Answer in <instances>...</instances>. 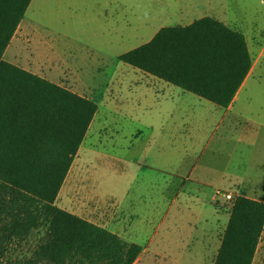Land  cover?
I'll list each match as a JSON object with an SVG mask.
<instances>
[{
    "label": "rangeland",
    "instance_id": "rangeland-1",
    "mask_svg": "<svg viewBox=\"0 0 264 264\" xmlns=\"http://www.w3.org/2000/svg\"><path fill=\"white\" fill-rule=\"evenodd\" d=\"M31 3L17 39L21 48L18 54L12 51L21 54L16 62L98 107L56 205L146 249L133 264H211L224 231L216 236L199 232L214 222V208L195 206L196 215L172 209L168 224L178 228L172 226L167 234L165 225L159 226L168 206L161 197L179 187L180 179L172 174L186 177L200 156V163L213 169L199 163L191 179L211 185L219 181L233 190H228L232 199L218 197L220 222L226 223L237 195L264 201V187L254 192L241 188L264 186V0ZM217 7L224 9L227 25L244 35L251 70L234 109L214 135L211 125L221 109L162 80L149 81L117 56L146 43L161 26L191 23ZM241 121L245 132L237 125ZM187 222H197L195 234H187ZM252 264H264V229Z\"/></svg>",
    "mask_w": 264,
    "mask_h": 264
},
{
    "label": "trees",
    "instance_id": "trees-1",
    "mask_svg": "<svg viewBox=\"0 0 264 264\" xmlns=\"http://www.w3.org/2000/svg\"><path fill=\"white\" fill-rule=\"evenodd\" d=\"M32 0H0V264H133L142 251L56 205L97 104L3 58ZM227 108L251 69L244 35L205 16L118 58ZM264 201L237 195L213 264H252Z\"/></svg>",
    "mask_w": 264,
    "mask_h": 264
},
{
    "label": "crops",
    "instance_id": "crops-1",
    "mask_svg": "<svg viewBox=\"0 0 264 264\" xmlns=\"http://www.w3.org/2000/svg\"><path fill=\"white\" fill-rule=\"evenodd\" d=\"M33 1H31V2H33ZM29 5H30L29 7H31L32 3H30ZM224 14H225L224 9H222L221 7H217V8H211L210 12L207 15H204L202 17L209 16V17L215 18V19H217V20H219V21H221V22H223L224 24L227 25V21H226V18L224 16ZM178 17H179V14H178ZM202 17H200V18H202ZM200 18H198V19H200ZM24 19H25V16H24L23 20L20 22V24L18 25V27H17L13 37L11 38L10 43L7 46V48H6L5 52H4V55H3V58L6 61H8L10 63H13L14 65H17L19 67H21V66L16 61H18L17 58H19L21 54L19 56H17L15 54H13L12 51H15V53L18 54V52H19V50L21 48V47L17 48V46L22 45V43L19 44L17 42L18 41L17 39L20 37V30L22 29V23H23ZM198 19H196V20H198ZM196 20H194V21H196ZM194 21H192V22H194ZM191 23H188V24L177 23V24L172 25V26H178V25L179 26H185V25H189ZM162 27H168V26H161L160 28H162ZM158 31H159V29H158ZM154 35H152V37ZM152 37H149L148 41H150L152 39ZM15 43H17V45H15ZM130 50H132V49H129L128 51H130ZM128 51H126V52H128ZM126 52H124V53H126ZM122 54H120V55H122ZM6 55H10L9 59H6ZM120 55H118L117 57H119ZM23 69L29 71V69L27 67H24ZM134 69L136 71H140L142 76L148 78L149 81H151V82H152V80H154V81L155 80H157V81L161 80V79H159L157 77H154V76H152V75H150L148 73H145V72H143V71H141V70H139L137 68H134ZM31 73L37 74L35 72H31ZM249 74H250V72H249ZM248 75L245 78L244 82L242 83L241 87L239 88V90H238L237 94L235 95L232 103L227 108H220V107L216 106L215 104H213V103L208 101L209 103H211L212 105H214L215 107H217V108H219V109H221L223 111L222 113H220L219 117L215 120V123L213 122L212 125H211V129L213 128L211 130V132L214 135L221 129V126L223 125V123H224L225 119L227 118L228 114L234 109L235 102L238 100L243 88L245 87L246 80L248 79ZM149 81H147V82H149ZM166 83H168V82H166ZM151 84H153V83H151ZM148 86H150V85H148ZM182 91H184V90H182ZM181 94L182 93H177L176 95H177L178 98H180ZM193 95H195V94H193ZM195 96L198 97L199 99L205 100V99H203V98H201V97H199L197 95H195ZM205 101H207V100H205ZM239 117L243 121V117L242 118H241V116H239ZM242 121L239 124L237 123L238 127H239V125L242 124ZM244 124L248 125L247 120H246V122H244ZM247 127L250 128V126H247ZM247 127H245V128H247ZM242 128H243L242 126L239 127L240 131H242ZM244 130H246V129H244ZM242 132H245V131H242ZM222 135L225 136L224 134H222ZM243 137H244V139L246 138V136L244 134H242V138ZM242 138H239V139H242ZM214 155L215 154L213 153V156ZM199 163H200V156L192 163L189 172L186 173V177L183 174H181V173L180 174L176 173V175L172 174L175 177H178L180 179L179 187L177 188L176 192H174L173 194L171 193L172 195H169L168 198H165L166 197V191L162 193L161 199L163 200V202H167V199H168V206L165 207V211L162 213L159 226L165 225V232L167 234L169 233L168 232L169 228H171L173 226V225L168 224L170 211L172 209H175L174 210V214H179L180 212L187 211V213H191L192 215H196V212L194 210L195 206L199 207L198 210H200V211H201L202 208L205 207V205H207L208 207H213L214 208V222L208 224V221H206V224H208L206 226L208 228V231L204 228L203 231L199 232V235H201V236H204V235H215L216 236V235H219L221 232H223L224 229L226 228V225H227L228 220H229V214H227L226 223L220 222L221 221V214L223 213V211L221 209V206H219L220 202H219V198L218 197L221 196V195H217L216 192L218 190H220L222 192H228V190H231V191H233V190L231 188H226V187L222 188V187H220V185H222V183H220L219 181L216 183V185H211L212 183H210L209 181H207L205 179H202V178L191 179L190 172L197 165H199ZM201 165L204 166L203 168H205V169H209V170L213 169L210 166V163L205 162V163H202ZM187 184L190 185V186H188L189 188L186 187ZM241 185H245V183H241L239 185L238 184L234 185V187L235 188H240ZM212 186H214V187H212ZM257 187L263 188L264 186L253 185L251 187L242 186L241 188L245 189V191H246V189L247 190L249 189L252 192H254V190L257 189ZM247 197L251 198V199H254V200H257L253 195H247ZM198 216H200V213H198ZM196 223L187 222V227L189 228V230H187V234L188 235H193V234L196 233ZM173 227L178 228L177 224L174 225ZM219 229H222V231H219ZM217 241L218 242H217V245L215 247V251H214L213 257H211V259L209 260L211 262V264L214 263L215 257L217 255V252H218V249H219V246H220V242L221 241L220 240H217ZM150 243H153V239L152 238L149 239L148 245ZM145 250L146 249L143 248L142 251L144 252Z\"/></svg>",
    "mask_w": 264,
    "mask_h": 264
},
{
    "label": "built area",
    "instance_id": "built-area-1",
    "mask_svg": "<svg viewBox=\"0 0 264 264\" xmlns=\"http://www.w3.org/2000/svg\"><path fill=\"white\" fill-rule=\"evenodd\" d=\"M217 195H222L225 199H232V194L230 192H222L220 190H218Z\"/></svg>",
    "mask_w": 264,
    "mask_h": 264
}]
</instances>
